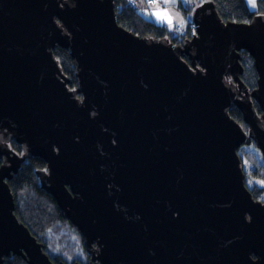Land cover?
Returning a JSON list of instances; mask_svg holds the SVG:
<instances>
[{
	"label": "water",
	"instance_id": "1",
	"mask_svg": "<svg viewBox=\"0 0 264 264\" xmlns=\"http://www.w3.org/2000/svg\"><path fill=\"white\" fill-rule=\"evenodd\" d=\"M193 23L175 44L120 26L115 0H0V264H53L9 185L37 157L98 264H264V200L239 153L264 158V15L224 21L205 0Z\"/></svg>",
	"mask_w": 264,
	"mask_h": 264
},
{
	"label": "trees",
	"instance_id": "2",
	"mask_svg": "<svg viewBox=\"0 0 264 264\" xmlns=\"http://www.w3.org/2000/svg\"><path fill=\"white\" fill-rule=\"evenodd\" d=\"M205 1V0H204ZM217 6L220 17L224 21H232L237 23L250 22L256 14L264 15V0H257V8L252 11L247 0H212ZM117 20L120 26L132 31L142 37L153 38H173L175 44L183 43L186 39L191 38L193 29L189 22L185 33L177 35L176 27L170 30L168 27L156 25L149 17V14H144L130 0H115ZM198 7V6H197ZM184 10V7L182 6ZM195 6L191 7L190 11H194ZM187 10L185 9V12ZM242 64L245 68V75L242 77L244 83L254 90L257 87L258 74L255 69L254 60L247 52H242ZM55 55L60 62L65 75L73 82L72 88L78 86L76 79V70L70 51L58 48ZM82 97V96H79ZM231 116L238 122L243 123V115L237 109L233 108ZM13 149L22 153V148L16 143L11 144ZM242 149V148H241ZM244 151V150H242ZM245 152V151H244ZM246 153V152H245ZM250 161L255 166L253 174L262 179L264 182V163L258 162L250 157ZM2 162L0 161V166ZM46 163L41 158H32L27 164H24L11 181L9 185L14 193L16 201V215L44 244L48 245L49 238L53 239L56 247H49L55 253L69 252L75 245L83 247V238L78 231L73 228L70 222L62 217L61 210L55 199L40 188L41 180L37 175V171L46 168ZM247 177V174H246ZM253 196L256 199L264 197V187L254 186L251 189ZM85 246V243H84ZM57 248V249H56ZM72 253V250L70 251ZM5 264H27L26 261L18 256H13L6 259Z\"/></svg>",
	"mask_w": 264,
	"mask_h": 264
},
{
	"label": "crops",
	"instance_id": "3",
	"mask_svg": "<svg viewBox=\"0 0 264 264\" xmlns=\"http://www.w3.org/2000/svg\"><path fill=\"white\" fill-rule=\"evenodd\" d=\"M138 8L146 6L149 17L158 26L168 27L170 30L176 26L188 27L189 22H193V12L190 11L194 6L195 0H158L155 6H149L147 0H130ZM252 11L257 8L256 0H247ZM184 7V10L182 9ZM185 9L187 10L185 12Z\"/></svg>",
	"mask_w": 264,
	"mask_h": 264
},
{
	"label": "rangeland",
	"instance_id": "4",
	"mask_svg": "<svg viewBox=\"0 0 264 264\" xmlns=\"http://www.w3.org/2000/svg\"><path fill=\"white\" fill-rule=\"evenodd\" d=\"M203 2H204V0H195V3H194L195 9L197 8V6L203 4ZM136 7L138 8V5ZM255 9H253V10H255ZM140 11L142 13H144V14L149 13L148 12V8L146 6H143V5L140 7ZM192 14H194V11H193ZM242 150H244L246 153L244 151H242ZM239 153H240V155L242 157V160H243V163H244V169H245L246 174H247V180L246 181H247L248 187L251 188V189L254 188V186H256V185L259 186V187H264V182L262 181V179L257 178L253 174L252 171L255 168V166L252 164L253 162L250 161V157H251V158L256 159L260 163H264V158H263L262 153L260 152V150L255 145H250V146L243 147L240 150ZM262 200H264V197L262 198ZM47 242H48L49 247L55 248L56 245H57V244H55L54 240L51 239V238H49V240ZM73 247L74 248H72L71 250L76 252L75 245ZM71 250H69V253H68L69 255H70V251ZM77 250H78V252L79 251H83V248L77 247ZM77 254L79 255L80 253H77Z\"/></svg>",
	"mask_w": 264,
	"mask_h": 264
},
{
	"label": "flooded vegetation",
	"instance_id": "5",
	"mask_svg": "<svg viewBox=\"0 0 264 264\" xmlns=\"http://www.w3.org/2000/svg\"><path fill=\"white\" fill-rule=\"evenodd\" d=\"M259 200H262V199H259ZM37 240L39 243L44 245L46 254L49 255L53 264H98V262L92 261V259L96 257V255H93L92 253L89 252L86 246H84V242H83V247H84L83 251H79V252L72 251V253H70L69 255L68 254L69 252L55 253L53 252V250L48 249L49 247H47V245L44 244L42 241H40L38 238ZM95 249L96 247L94 248V250ZM77 253H80V254L78 255Z\"/></svg>",
	"mask_w": 264,
	"mask_h": 264
},
{
	"label": "built area",
	"instance_id": "6",
	"mask_svg": "<svg viewBox=\"0 0 264 264\" xmlns=\"http://www.w3.org/2000/svg\"><path fill=\"white\" fill-rule=\"evenodd\" d=\"M147 3L149 6H155L158 3V0H147ZM191 29H193V32L195 33L197 26L195 24H192ZM185 31L186 29L184 28V26H176L175 32L177 35H182L185 33Z\"/></svg>",
	"mask_w": 264,
	"mask_h": 264
},
{
	"label": "bare ground",
	"instance_id": "7",
	"mask_svg": "<svg viewBox=\"0 0 264 264\" xmlns=\"http://www.w3.org/2000/svg\"><path fill=\"white\" fill-rule=\"evenodd\" d=\"M168 38H170L172 41L174 40L173 38H171V37H168Z\"/></svg>",
	"mask_w": 264,
	"mask_h": 264
},
{
	"label": "snow or ice",
	"instance_id": "8",
	"mask_svg": "<svg viewBox=\"0 0 264 264\" xmlns=\"http://www.w3.org/2000/svg\"><path fill=\"white\" fill-rule=\"evenodd\" d=\"M165 2H167V0H165ZM253 2H254V0H253Z\"/></svg>",
	"mask_w": 264,
	"mask_h": 264
}]
</instances>
